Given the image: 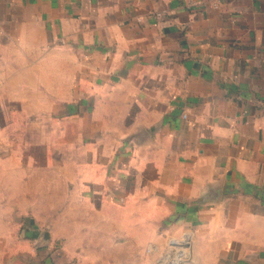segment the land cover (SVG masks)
I'll return each mask as SVG.
<instances>
[{"label": "crops", "instance_id": "0c3cea01", "mask_svg": "<svg viewBox=\"0 0 264 264\" xmlns=\"http://www.w3.org/2000/svg\"><path fill=\"white\" fill-rule=\"evenodd\" d=\"M0 217L5 264L183 229L191 264H264V0H0Z\"/></svg>", "mask_w": 264, "mask_h": 264}, {"label": "rangeland", "instance_id": "374dc122", "mask_svg": "<svg viewBox=\"0 0 264 264\" xmlns=\"http://www.w3.org/2000/svg\"><path fill=\"white\" fill-rule=\"evenodd\" d=\"M3 203L7 204L8 202H3ZM1 211H4V210H1ZM9 229H10V226H8V224H5V222L3 221V218L0 217V264L6 263L7 253L9 251V248L12 247V245L17 241L18 237L21 236L20 233L11 232ZM185 235H186L185 229H183L180 233L167 234L165 240L161 244H159L160 247H158V253L156 252L157 259L158 257L166 258L168 254H170L173 258H178L179 257L178 253H180V251L175 246L177 244H172L171 242L175 240L180 241L183 239ZM189 247L190 245L186 246V249H185L186 257H183L185 264H191V260H189V256H190ZM148 255L151 256L153 255V253L152 254L148 253Z\"/></svg>", "mask_w": 264, "mask_h": 264}, {"label": "built area", "instance_id": "2783aa9c", "mask_svg": "<svg viewBox=\"0 0 264 264\" xmlns=\"http://www.w3.org/2000/svg\"><path fill=\"white\" fill-rule=\"evenodd\" d=\"M190 234H186L183 238L185 239L187 236H189ZM172 244H175L174 241L171 242ZM181 244H177L175 245L176 248L179 249L180 253L183 251L182 250V246H180ZM174 247V246H172ZM158 252V248L154 245L150 246L148 249H147V253H156ZM172 253V252H171ZM180 253H178V258H173L170 254H168V256L165 258H162V257H158V259L156 258L155 260V263L154 264H178V262H181V261H184L183 257L181 255H179Z\"/></svg>", "mask_w": 264, "mask_h": 264}, {"label": "bare ground", "instance_id": "6f19581e", "mask_svg": "<svg viewBox=\"0 0 264 264\" xmlns=\"http://www.w3.org/2000/svg\"><path fill=\"white\" fill-rule=\"evenodd\" d=\"M183 251L179 254L181 255L182 257H186V251H185V248L182 249Z\"/></svg>", "mask_w": 264, "mask_h": 264}]
</instances>
